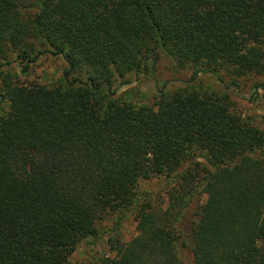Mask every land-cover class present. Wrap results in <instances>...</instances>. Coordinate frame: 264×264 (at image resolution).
I'll return each mask as SVG.
<instances>
[{
  "label": "trees",
  "instance_id": "16d2710c",
  "mask_svg": "<svg viewBox=\"0 0 264 264\" xmlns=\"http://www.w3.org/2000/svg\"><path fill=\"white\" fill-rule=\"evenodd\" d=\"M45 54L65 64L47 83ZM160 54L189 80L264 77V0H0V264H67L121 210L135 235L89 264H182L189 204L194 264H264V134L226 96L120 97Z\"/></svg>",
  "mask_w": 264,
  "mask_h": 264
},
{
  "label": "rangeland",
  "instance_id": "374dc122",
  "mask_svg": "<svg viewBox=\"0 0 264 264\" xmlns=\"http://www.w3.org/2000/svg\"><path fill=\"white\" fill-rule=\"evenodd\" d=\"M65 67L60 57L42 55L36 65L31 68L29 78L47 83L56 80ZM149 69V68H148ZM16 71V70H15ZM190 70H178L172 60L165 54H160L150 72L138 77L127 76L128 82L121 85L117 94L125 100L135 103L150 104L157 96V89L163 88L170 92L176 89H193L201 93H211L216 96H226L233 110L242 118L260 129L264 134V77L245 75L235 79L236 85L229 84L231 77L221 74L222 81L209 73H201L193 80H189ZM22 77V76H21ZM261 84L255 88V84ZM255 155L264 158V147ZM203 165V159H198ZM166 189L163 179L141 180L137 184L138 195L147 192L155 198L162 197ZM194 204H189L179 220L181 239L184 245L177 246V257L182 264H194L191 255L190 224L193 219ZM135 223L132 213L121 210L106 215L97 225L94 237H87L79 242L68 257L67 264H89L97 256H113L109 250L108 240L115 236L126 241L135 235Z\"/></svg>",
  "mask_w": 264,
  "mask_h": 264
}]
</instances>
